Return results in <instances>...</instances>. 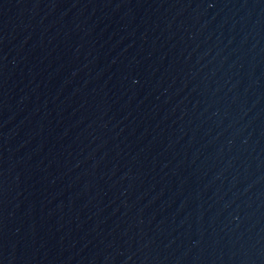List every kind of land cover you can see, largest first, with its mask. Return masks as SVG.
I'll return each instance as SVG.
<instances>
[{"label": "water", "instance_id": "1", "mask_svg": "<svg viewBox=\"0 0 264 264\" xmlns=\"http://www.w3.org/2000/svg\"><path fill=\"white\" fill-rule=\"evenodd\" d=\"M0 264H264V0H0Z\"/></svg>", "mask_w": 264, "mask_h": 264}]
</instances>
